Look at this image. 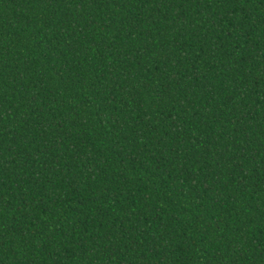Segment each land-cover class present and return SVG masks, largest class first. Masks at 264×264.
<instances>
[{
    "label": "trees",
    "instance_id": "obj_1",
    "mask_svg": "<svg viewBox=\"0 0 264 264\" xmlns=\"http://www.w3.org/2000/svg\"><path fill=\"white\" fill-rule=\"evenodd\" d=\"M0 264H264V0H0Z\"/></svg>",
    "mask_w": 264,
    "mask_h": 264
}]
</instances>
